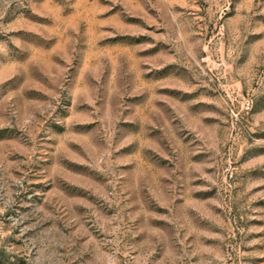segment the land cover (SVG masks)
Segmentation results:
<instances>
[{"label":"rangeland","instance_id":"374dc122","mask_svg":"<svg viewBox=\"0 0 264 264\" xmlns=\"http://www.w3.org/2000/svg\"><path fill=\"white\" fill-rule=\"evenodd\" d=\"M0 264H264V0H0Z\"/></svg>","mask_w":264,"mask_h":264}]
</instances>
